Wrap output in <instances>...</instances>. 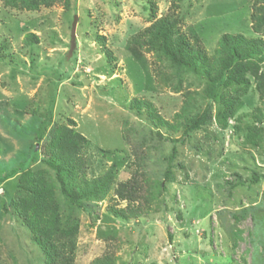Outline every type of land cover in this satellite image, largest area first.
I'll use <instances>...</instances> for the list:
<instances>
[{"label": "rangeland", "instance_id": "rangeland-1", "mask_svg": "<svg viewBox=\"0 0 264 264\" xmlns=\"http://www.w3.org/2000/svg\"><path fill=\"white\" fill-rule=\"evenodd\" d=\"M172 1L56 0L32 11L0 0V264H42L28 232L3 206L24 170L53 177L42 163L45 140L71 120L87 139L85 180L112 174L101 199L73 211V264H264V95L256 89L264 59L246 74L249 84L221 127L216 112L225 90L209 98L204 69L175 67L129 44L153 19L171 15L211 64L223 34L259 39L264 49V25L255 31L253 20L264 12L262 1ZM74 15L76 47L67 57ZM28 34L38 42L25 45ZM135 99L150 107L135 115ZM206 108L205 125L184 135ZM45 118L51 124L37 142ZM138 166L149 210L122 218L126 202L114 190Z\"/></svg>", "mask_w": 264, "mask_h": 264}, {"label": "trees", "instance_id": "trees-1", "mask_svg": "<svg viewBox=\"0 0 264 264\" xmlns=\"http://www.w3.org/2000/svg\"><path fill=\"white\" fill-rule=\"evenodd\" d=\"M53 1L56 0H3L15 8L21 3V8L32 11L38 10L42 5L50 6ZM182 1L173 0L172 7ZM261 1L264 11V0ZM151 18L153 19L152 15ZM253 20L257 24L254 26L255 31H259V27L264 25V12L260 17H253ZM151 22L147 28L133 35L129 44L146 53L157 52L175 67L195 73L199 68L204 69L210 84L207 96L215 98L217 90L220 88L225 90L219 96L221 107L216 112L218 125L225 127L228 119L234 114L240 91L244 92L249 84L246 74L251 68L256 67L257 62L260 63L264 59L261 56L264 50L262 42L259 39H247L242 35L223 34L215 50L216 59L211 64L198 40L195 41L196 45L191 44L185 35L179 32L177 18L167 15ZM37 42L38 38L34 34L26 35L24 40V44L28 46ZM254 56L257 59H254ZM257 81L256 89L263 96L264 73L257 75ZM143 107H150V104L135 99L130 106L135 115H139ZM209 115V109H204L183 130V134L199 130L205 125ZM158 122L160 123V120ZM50 124L48 118L39 123L35 136L37 142L45 139ZM74 127L75 123L72 120L69 121V126H57L49 139L45 140L47 151L44 152L45 158L42 163L52 171L53 177L51 178L44 170H24L16 181L14 197L3 206L5 212H8L10 207L11 211L8 213L28 232L29 241L39 252L42 264H73L78 232V223L73 211L82 210L84 200L101 199L112 182L111 171L90 181L85 180L87 160L82 151L87 139L75 131ZM34 149L35 146L32 147V153ZM174 153L173 150L168 163L172 162ZM31 163H35V160L33 159ZM170 168L167 167L165 178H168ZM142 175L138 166L131 178L120 183L114 190L116 198L126 202L125 207L118 210V215L122 218L138 219L149 210L147 199L142 195L145 190ZM56 192H59L64 200V209L67 210L65 215H61ZM110 262L99 259L95 264Z\"/></svg>", "mask_w": 264, "mask_h": 264}, {"label": "water", "instance_id": "water-1", "mask_svg": "<svg viewBox=\"0 0 264 264\" xmlns=\"http://www.w3.org/2000/svg\"><path fill=\"white\" fill-rule=\"evenodd\" d=\"M75 25H76V16L74 15L72 23H71V27H70V42H69L67 57H69L72 54L73 50L76 47Z\"/></svg>", "mask_w": 264, "mask_h": 264}]
</instances>
